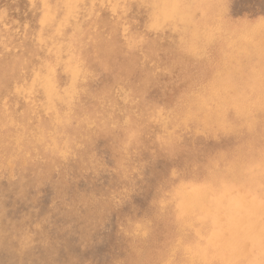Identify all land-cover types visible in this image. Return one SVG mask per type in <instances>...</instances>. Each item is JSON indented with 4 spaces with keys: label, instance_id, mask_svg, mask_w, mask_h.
Instances as JSON below:
<instances>
[{
    "label": "rangeland",
    "instance_id": "1",
    "mask_svg": "<svg viewBox=\"0 0 264 264\" xmlns=\"http://www.w3.org/2000/svg\"><path fill=\"white\" fill-rule=\"evenodd\" d=\"M196 2L210 5L213 25L193 27L200 20ZM224 2L184 0L193 10V81L178 75L174 39L166 49L156 41L168 53V69L157 48L119 73L97 70L89 84L97 100L104 102L108 90L132 100L120 106L119 122H0V264H143L154 231L184 199L187 183L233 185L250 177L251 151L242 157L244 147L264 145V0ZM228 17L242 28L220 26ZM180 90L190 93L194 122H163L162 98ZM213 91L228 92L234 102L225 96L205 118L201 100ZM230 115L260 120L249 136L230 129Z\"/></svg>",
    "mask_w": 264,
    "mask_h": 264
},
{
    "label": "bare ground",
    "instance_id": "2",
    "mask_svg": "<svg viewBox=\"0 0 264 264\" xmlns=\"http://www.w3.org/2000/svg\"><path fill=\"white\" fill-rule=\"evenodd\" d=\"M196 7L200 20L193 27L213 25L210 5L196 2ZM192 12L184 0H0V122H85L87 127L90 122H119L120 106L132 100L114 90L101 96L104 102L97 100V90L89 84L97 70L119 73L128 63L146 61L157 48L168 69V53L156 41L166 49L176 40L178 48L170 55L177 56L178 75L193 81L197 73L187 47ZM235 21L228 17L219 23L229 30L242 28ZM222 91L201 100L205 118L225 96L234 102ZM162 101L163 122H194L189 92L180 90ZM232 108L239 113L238 104ZM246 118L230 115V129L250 136L260 118ZM249 151L245 168L250 177L239 184H186L184 199L175 201L162 217V228L154 231V248L143 264H264V145L246 144L242 157ZM137 232L148 235L141 228ZM164 232L171 235L163 237Z\"/></svg>",
    "mask_w": 264,
    "mask_h": 264
}]
</instances>
